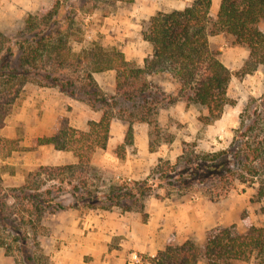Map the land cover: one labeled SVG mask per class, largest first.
<instances>
[{
    "label": "trees",
    "instance_id": "obj_1",
    "mask_svg": "<svg viewBox=\"0 0 264 264\" xmlns=\"http://www.w3.org/2000/svg\"><path fill=\"white\" fill-rule=\"evenodd\" d=\"M132 2L52 0L28 13L14 33L0 30V127L27 83L55 87L100 113L97 120H88L87 130L71 126L68 117L61 114L53 133L34 137L30 147H20V138L0 137V157L50 143L55 149L71 151L75 158L72 163L40 165L25 174L21 185L11 187L1 184L0 167V247L6 254L16 252L13 264L49 263L50 256L38 238L45 212L119 208L145 215L143 200L155 188H162L168 197L172 190L183 193L196 184L211 183L227 187L235 180L255 186L254 196L257 200L264 198V91L243 105L238 125L225 146L200 151L194 140H182L175 160L158 157L145 178L122 179L106 190L88 187L86 173L95 151L106 147L114 117L126 125L117 149L118 157L123 158L125 146L133 144V123L146 122L157 128L158 112L165 99L166 104L182 100L186 105L203 107L205 113L197 119L211 124L221 117L226 104H234L227 95L232 75L241 78L264 68V29L259 25L264 19V0H220L213 21L212 0H190L180 9L156 11L142 30V38L152 47L142 65L127 59L118 47L105 46L96 39L74 49L73 41L83 43L82 29L75 19L77 9L87 13L100 9L107 15L117 3ZM221 31L232 35L234 43L248 51L235 73L210 50L209 36ZM107 70L114 72V95H107L94 77V73ZM154 73L172 77L178 83L175 94H167L151 82L148 76ZM172 140L167 136L164 142ZM148 150H156L151 141ZM68 173L71 177L78 173V183L72 186L74 200L65 204L59 199L64 192L62 186L55 182L42 186L49 181L63 183ZM259 210L264 216V203ZM241 220L243 232H236L233 225L215 227L207 234L203 249L189 239L177 243L171 236L151 264H198L201 260L202 264H264V222L255 225L247 212L241 214ZM141 257L142 262L136 264H143L147 256Z\"/></svg>",
    "mask_w": 264,
    "mask_h": 264
},
{
    "label": "crops",
    "instance_id": "obj_2",
    "mask_svg": "<svg viewBox=\"0 0 264 264\" xmlns=\"http://www.w3.org/2000/svg\"><path fill=\"white\" fill-rule=\"evenodd\" d=\"M34 2V0H0V30L8 34L3 21L19 19L21 21L34 10ZM219 3L220 0H212L210 13L216 14ZM259 25L264 28V19ZM142 41L149 45L147 53L149 54L152 50L151 44L144 39ZM247 52L240 56V60L234 56L232 62H227L226 66L233 70L242 65ZM145 56L138 59L137 56L126 58L142 65ZM155 77L158 78L154 79ZM148 79L159 84L167 94H175L178 88V83L167 73H154L149 75ZM111 94H115L114 90ZM21 96L15 112L10 113L0 127V137L20 138V147L32 146L34 137L51 135L57 117L61 114L68 117L71 126L82 130L88 129L89 119L97 120L100 115L86 103L64 95L55 87H39L27 83L23 87ZM187 107L188 105L182 100L162 106L158 112V122L166 124L169 117L178 116L180 108L185 110ZM132 126L134 145H138L140 141V148L150 154L155 153L148 150L149 125L146 122L136 121ZM116 128H120L118 133L115 131ZM122 128H126V125L114 117L110 124L108 146L123 141L125 130ZM14 153L17 159L29 157V162H24V170L19 168L22 164L15 161L13 155L10 156ZM20 153L22 155H19ZM11 154L10 157H0V162L4 163L0 167L17 164L18 169L10 168V171H5L12 182L6 184L8 187L21 185L24 182V173L40 165L66 164L75 161L71 151L55 149L50 143L40 144L29 150H14ZM3 172L2 170L1 182ZM128 177L131 179V176ZM161 196L163 197L158 199L149 196L145 200L144 219L137 211L115 213L110 210L92 209L87 215H80L77 209L68 208L45 212L42 219L50 230V235L44 241L45 251L50 255L52 264H134L133 254L156 253L164 248L171 236L177 243L188 239L200 243L206 231L220 223L212 217L209 201L203 197H176L173 194L168 197L164 194ZM112 242L117 246H112Z\"/></svg>",
    "mask_w": 264,
    "mask_h": 264
},
{
    "label": "rangeland",
    "instance_id": "obj_3",
    "mask_svg": "<svg viewBox=\"0 0 264 264\" xmlns=\"http://www.w3.org/2000/svg\"><path fill=\"white\" fill-rule=\"evenodd\" d=\"M33 11H38L40 6L48 5L52 0H34ZM188 0H134L132 3H117V5L107 14L103 15L100 9H95L91 13L80 10L76 12L75 19L80 24L83 33V43L78 44L73 41V47L78 50L80 46H84L91 40H98L105 46L114 45L125 51V56H145L149 49V45L142 41V30L148 18L156 11H171L173 9L181 8ZM211 20H215L216 14L210 13ZM23 19L13 21H3L6 26L8 34L14 33L23 25ZM78 26V25H77ZM264 29V28H262ZM210 50L226 65L227 62H232L234 56L240 58L247 52L244 46L236 47L234 37L225 31L209 36ZM143 54V55H142ZM248 54V52H247ZM245 59V58H244ZM240 60V59H239ZM137 63V61H135ZM240 62V61H239ZM243 63V62H242ZM138 64V63H137ZM140 65V64H139ZM241 66V65H240ZM240 66L234 68L232 71L235 73ZM259 70V72H258ZM100 87L107 95H113L111 92L114 90V73L111 70L98 72L94 74ZM155 77L154 79H157ZM165 78V77H162ZM264 91V68L260 67L256 71L246 74L243 77L232 75L230 83L227 88V95L230 99L234 100V104H226L219 120H215L211 124H202L198 121L197 116L204 113V108L189 104L185 110L179 109L177 117H169L166 124L157 122V128L153 124L147 128L148 143L151 141L156 145L155 153L150 154L147 150L140 148V141L138 145L125 146V156L118 157L117 149L122 142H114L112 145H106L105 148H99L93 155V163L91 162L90 170L86 173L89 188H97L99 190H106L111 183L119 182L122 179H140L145 178L150 169L157 162L159 156L169 158L172 162L175 157L180 153L182 140H194L197 144V150H212L218 149L227 144L232 136V129L238 125V115L241 112L243 105L251 97H259ZM22 95V94H21ZM22 97V96H21ZM166 99L163 101L166 104ZM20 99L13 107L11 113L15 112ZM22 128V127H20ZM126 129V128H122ZM138 129V128H137ZM120 128H116L118 133ZM22 132V131H21ZM167 136H172L171 143H165L164 139ZM14 157L15 161L22 164L24 170V162H29V157L16 156V153L10 156ZM19 155H22L21 153ZM26 155V154H23ZM9 156V157H10ZM4 163L0 162V165ZM3 166V165H2ZM2 173L1 184L4 187L10 182V177L5 173L10 171V168H17V164L13 166L4 165ZM26 172L24 173L25 177ZM77 175L71 177L69 173L65 175L63 183L60 181L46 182L42 188H46L52 182L62 186L64 192L60 194L59 199L67 204L74 200L72 195V186L78 183ZM71 183H66L70 181ZM173 196L176 197H203L209 201L210 212L212 217H215L219 224L211 227L206 231L205 237L202 242H195L201 249H203L207 234L218 226L233 225L236 232L241 233L245 227L241 220V214L247 212L252 222L255 225H262L264 216L260 212L259 207L264 203V198L257 200L255 194V186H248L241 184L238 181H233L230 186L221 187L218 184H196L190 190L183 193H177L172 190ZM78 194V192H77ZM162 188H155L144 200L152 196L157 198V195H163ZM10 203L12 199L8 200ZM78 210V209H77ZM92 209L82 208L78 212L80 215H87ZM94 210V209H93ZM104 210V209H99ZM144 210V209H143ZM110 211L115 213H123L119 208H112ZM137 211V210H132ZM99 212V211H97ZM140 212V211H137ZM141 213V212H140ZM142 219L145 215L141 213ZM51 217V216H50ZM49 219V216L47 217ZM41 219V228L38 238L45 253V240L50 235V230ZM193 241V240H192ZM117 246L116 244H111ZM48 254V253H47ZM140 256L143 254H139ZM50 256V255H49ZM16 257V252L12 250L6 254L4 247H0V264H13ZM48 264H52L51 259ZM202 264V260L198 263ZM234 264H251V261H235Z\"/></svg>",
    "mask_w": 264,
    "mask_h": 264
},
{
    "label": "built area",
    "instance_id": "obj_4",
    "mask_svg": "<svg viewBox=\"0 0 264 264\" xmlns=\"http://www.w3.org/2000/svg\"><path fill=\"white\" fill-rule=\"evenodd\" d=\"M147 257L144 259L143 264H151V259L155 257V253L146 255ZM132 260L134 264L141 263L142 257L139 254H133Z\"/></svg>",
    "mask_w": 264,
    "mask_h": 264
}]
</instances>
